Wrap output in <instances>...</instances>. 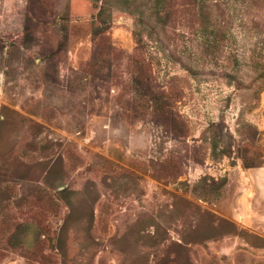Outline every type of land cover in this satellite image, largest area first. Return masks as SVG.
<instances>
[{
  "label": "rangeland",
  "instance_id": "rangeland-1",
  "mask_svg": "<svg viewBox=\"0 0 264 264\" xmlns=\"http://www.w3.org/2000/svg\"><path fill=\"white\" fill-rule=\"evenodd\" d=\"M127 1L0 0V264H264V0Z\"/></svg>",
  "mask_w": 264,
  "mask_h": 264
},
{
  "label": "trees",
  "instance_id": "trees-1",
  "mask_svg": "<svg viewBox=\"0 0 264 264\" xmlns=\"http://www.w3.org/2000/svg\"><path fill=\"white\" fill-rule=\"evenodd\" d=\"M211 0H193L192 7L197 10V29L196 32H198L200 36V41L202 47L205 49V51H209L210 43H216L217 41H211L209 37L214 36L217 37V33H224V32H230L229 26L223 23L220 15H213L212 12V6H211ZM128 9L137 16V25L139 26V30L136 31V37L138 38L139 43L143 42V37L141 32H151L152 35L153 32H165L167 29V26L169 25V19L171 18V14L168 10V4L166 0H145L142 3H136V2H126ZM134 7V8H133ZM108 17V9H107V2L102 3L98 18L100 19L101 23H106ZM64 32L66 28H63ZM95 34L101 33V26L99 28L95 29ZM135 77L133 80V84L136 87L138 93L141 94L142 90V83L146 79V74L144 70V66L136 62L135 64ZM228 79L229 84L235 83V76L231 73H226L225 76ZM261 78H264V68L263 72L261 73ZM142 95V94H141ZM144 96V95H143ZM165 101V100H164ZM155 109L163 111L166 110L167 104L162 102L161 99L155 98ZM258 131V129H257ZM213 150L216 151L218 148V140L215 136L213 138ZM213 151V152H214ZM217 152V151H216ZM244 165L245 168L250 169L255 166H249V163L244 159Z\"/></svg>",
  "mask_w": 264,
  "mask_h": 264
},
{
  "label": "crops",
  "instance_id": "crops-1",
  "mask_svg": "<svg viewBox=\"0 0 264 264\" xmlns=\"http://www.w3.org/2000/svg\"><path fill=\"white\" fill-rule=\"evenodd\" d=\"M246 174L249 175V180H251L253 182V184L255 185H259L261 186V188L263 189L261 192V195H264V166L263 167H259V168H252V169H248L246 171ZM261 206L264 207V204L262 201H260ZM260 206V208H261ZM259 208V209H260Z\"/></svg>",
  "mask_w": 264,
  "mask_h": 264
}]
</instances>
